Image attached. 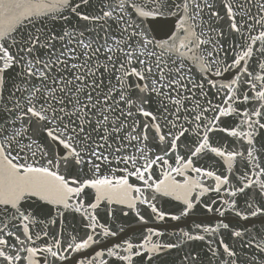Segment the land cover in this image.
Listing matches in <instances>:
<instances>
[{
	"label": "snow or ice",
	"instance_id": "snow-or-ice-1",
	"mask_svg": "<svg viewBox=\"0 0 264 264\" xmlns=\"http://www.w3.org/2000/svg\"><path fill=\"white\" fill-rule=\"evenodd\" d=\"M0 264H264V0H0Z\"/></svg>",
	"mask_w": 264,
	"mask_h": 264
},
{
	"label": "water",
	"instance_id": "water-1",
	"mask_svg": "<svg viewBox=\"0 0 264 264\" xmlns=\"http://www.w3.org/2000/svg\"><path fill=\"white\" fill-rule=\"evenodd\" d=\"M170 163H173V161H170ZM117 175H119V173H117ZM188 175L193 177V178H196V174L195 173H188ZM154 178L163 179V176L159 172H157V177H154ZM175 178H176L177 181H179L181 183L184 182V177L183 176H176ZM136 183L139 184V182H136ZM209 183H211V181H209ZM159 202H160V206L163 207L164 210L170 211L172 213H178L179 209L183 207V205H181L179 201H176V200L172 199V197H159ZM114 207L119 209V206H114ZM198 208H199V206H198ZM145 214L147 215V213H145ZM101 215L103 216V213H101ZM116 215L120 216V218L122 220L129 221V222H131L133 224V227L131 229H129V232L135 236L137 242H141L140 241L141 234L143 232H146V228L148 226L136 225L135 224V219H134V214L131 213V212H130V215L128 217L121 216L119 211H117ZM193 219L196 220V221H200V220L204 219V216L196 215V216L193 217ZM102 222H104L103 219H102ZM190 222L191 221H189V223ZM177 223L178 222L169 221L168 224H167V228L173 229L174 226ZM149 226L158 227V225H151V224ZM181 226H184V225H181ZM174 258L178 259V257H174Z\"/></svg>",
	"mask_w": 264,
	"mask_h": 264
}]
</instances>
